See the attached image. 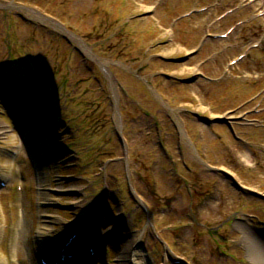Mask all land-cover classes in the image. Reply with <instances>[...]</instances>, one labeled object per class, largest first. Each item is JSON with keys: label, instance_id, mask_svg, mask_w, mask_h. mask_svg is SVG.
Listing matches in <instances>:
<instances>
[{"label": "rangeland", "instance_id": "rangeland-1", "mask_svg": "<svg viewBox=\"0 0 264 264\" xmlns=\"http://www.w3.org/2000/svg\"><path fill=\"white\" fill-rule=\"evenodd\" d=\"M25 6L61 27L29 16ZM192 6L194 0H0V257L8 264L17 253L16 264H36L37 238L59 239L79 221L81 235L93 236L101 249L79 264H132L133 252L142 264H264L263 252L252 259L238 226L251 227L264 242V126L245 133L253 142L246 145L229 132L207 133L209 149L202 151V140L196 145L176 132L169 106L181 102L173 100L170 81L166 95L162 84L153 88L154 72L189 73L183 62L160 55L176 57L195 47L204 18L179 19ZM187 32L192 36L185 45L178 39ZM240 34L232 54L244 41ZM225 59L218 56L210 68L216 72ZM245 67L247 79L260 73L264 84V66L259 72ZM9 76L23 80L8 82ZM32 84L42 86L44 97L31 93L23 135L7 115V101L19 109ZM227 108H216L215 116L231 112ZM33 117L44 125L60 122L37 134L44 125ZM243 152L251 162L241 160ZM16 228L21 241L12 247Z\"/></svg>", "mask_w": 264, "mask_h": 264}, {"label": "flooded vegetation", "instance_id": "flooded-vegetation-1", "mask_svg": "<svg viewBox=\"0 0 264 264\" xmlns=\"http://www.w3.org/2000/svg\"><path fill=\"white\" fill-rule=\"evenodd\" d=\"M205 6L200 15L205 22L203 27L196 29V32L202 30L203 34L193 50L170 58L160 55L166 61L183 62L190 68L189 73L171 74L161 70L158 86L162 84V92L166 95L164 88L168 89L167 82L170 81V88L176 95L173 100L181 102L175 106L177 108L169 106L178 123L176 132L181 134L178 119L183 118L189 140L191 143L196 141L195 144L202 140V151L209 149L210 141L206 139L210 132H229L237 142L253 143L244 135L248 131L258 132L262 126L264 84L259 82L260 73L247 79L251 71L245 65L250 64L253 72L261 71L264 66V12L260 13L264 9V0H205ZM239 34L244 41L232 54L229 51L239 45L234 42ZM191 36L192 33L187 32L186 38L178 41L187 45L186 40ZM221 55L226 59L215 72L216 59ZM144 89L149 93L146 87ZM221 104L231 107V112L215 116L216 108L223 107ZM203 140L206 142L202 144ZM183 165L187 171L191 169L186 162ZM213 167L209 169L214 171Z\"/></svg>", "mask_w": 264, "mask_h": 264}, {"label": "bare ground", "instance_id": "bare-ground-1", "mask_svg": "<svg viewBox=\"0 0 264 264\" xmlns=\"http://www.w3.org/2000/svg\"><path fill=\"white\" fill-rule=\"evenodd\" d=\"M28 9V15L29 16H32V17H35L37 19H39L40 21L42 22H47L49 23L50 25H53L54 27H57V28H60L61 25L56 21L54 20L52 17L50 16H47L46 14H44L43 12L39 11L38 9H31L29 7H26ZM78 42L80 44V46L82 47L83 51L87 52L89 55H91V50L90 48L81 40L78 39ZM102 64L104 65V63L102 62ZM112 83L114 84V90L116 89L115 87V83L114 81H112ZM116 123L117 125L120 126V122H119V115L118 113H116ZM2 126L0 125V131H2ZM242 160L245 161V162H251L252 159H251V156L249 153L247 152H243L242 155ZM19 225V223H17ZM239 228L242 230L243 232V239H244V242L245 244L248 246L249 248V253L252 257V259L256 258V251H260V252H263L264 253V242L261 241L259 238H258V235L256 234V232H254V230L245 225V224H239L238 225ZM24 228V227H23ZM16 231H18V228L15 229L14 231V235L12 234V247H14L15 245H17L18 242L21 241V236H17V233ZM76 230L72 231L69 235H71L72 233H74ZM69 237V236H68ZM46 239L42 240L41 241V245L43 246V248L47 249L48 251L51 250L49 249V242L52 240L51 236H47L45 237ZM53 243V242H51ZM54 244V243H53ZM64 247H65V244L62 243L60 245L57 246V249L59 252H66V250H64ZM51 248V247H50ZM67 250L69 249V247L66 248ZM53 251V250H52ZM137 252H133L132 253V264H142L140 263V259L139 257L136 256ZM17 258H18V253L17 255L15 256L14 258V263L13 264H16V262L18 263L17 261ZM0 264H8L6 258H2V260H0ZM119 264H129L125 261L123 262H120Z\"/></svg>", "mask_w": 264, "mask_h": 264}, {"label": "water", "instance_id": "water-1", "mask_svg": "<svg viewBox=\"0 0 264 264\" xmlns=\"http://www.w3.org/2000/svg\"><path fill=\"white\" fill-rule=\"evenodd\" d=\"M31 90H32V92H34V91H36V89H35V86H33V87H31ZM40 95V94H39ZM42 100V96L40 95V98H39V101H41ZM30 102H31V100L30 99H28V97H26L24 100H22V102H21V106H20V108L18 109V108H16V107H14V109L16 110V116H17V119H18V125H19V127H20V129L22 128L21 126H20V124L24 121L25 122V120H27L29 117H28V114H27V110H28V108H29V106H30ZM22 113H23V115H22ZM33 119H34V121L35 120H38V119H40V118H34L33 117ZM21 131H22V133L24 132V134L26 133V130L25 129H21ZM27 134V133H26Z\"/></svg>", "mask_w": 264, "mask_h": 264}]
</instances>
